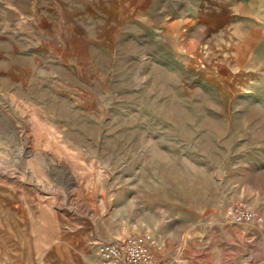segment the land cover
<instances>
[{
    "label": "rangeland",
    "instance_id": "1",
    "mask_svg": "<svg viewBox=\"0 0 264 264\" xmlns=\"http://www.w3.org/2000/svg\"><path fill=\"white\" fill-rule=\"evenodd\" d=\"M264 264V0H0V264Z\"/></svg>",
    "mask_w": 264,
    "mask_h": 264
},
{
    "label": "built area",
    "instance_id": "2",
    "mask_svg": "<svg viewBox=\"0 0 264 264\" xmlns=\"http://www.w3.org/2000/svg\"><path fill=\"white\" fill-rule=\"evenodd\" d=\"M159 236L144 231L129 233L122 239L100 241L97 254L105 264H162L158 252Z\"/></svg>",
    "mask_w": 264,
    "mask_h": 264
}]
</instances>
